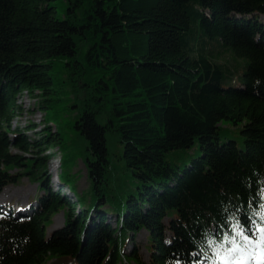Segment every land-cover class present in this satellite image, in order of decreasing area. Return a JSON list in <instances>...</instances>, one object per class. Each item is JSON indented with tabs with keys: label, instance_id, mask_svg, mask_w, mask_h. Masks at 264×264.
Here are the masks:
<instances>
[{
	"label": "trees",
	"instance_id": "16d2710c",
	"mask_svg": "<svg viewBox=\"0 0 264 264\" xmlns=\"http://www.w3.org/2000/svg\"><path fill=\"white\" fill-rule=\"evenodd\" d=\"M263 15L264 0H0V193L39 191L32 214L0 213V264H222L239 229H264ZM24 94L39 131L13 127ZM64 148L86 195L72 173L52 188ZM141 230L147 262L126 251Z\"/></svg>",
	"mask_w": 264,
	"mask_h": 264
},
{
	"label": "rangeland",
	"instance_id": "374dc122",
	"mask_svg": "<svg viewBox=\"0 0 264 264\" xmlns=\"http://www.w3.org/2000/svg\"><path fill=\"white\" fill-rule=\"evenodd\" d=\"M262 22L264 24V15L261 16ZM69 99V96L67 97ZM66 98V100H68ZM71 99H69V103L71 102H75L73 99V96L70 97ZM70 103V104H71ZM18 104L22 107L23 109V118L18 120V119H14L13 121V127H25L26 125L30 124V121L32 123H35L38 125L37 131L43 129L46 125L44 124V119L46 118V115L43 114L40 110L37 109V103L32 101L31 98L29 97V95L24 94L22 97L18 98ZM31 110L32 113H31ZM74 114V113H72ZM69 114L64 113V117L67 116ZM51 127L53 129V131L57 130V126L50 122ZM224 128L226 130H228L229 132H233V134H237V131L235 128L229 126V125H225ZM28 136L33 137V133L29 132L27 133ZM60 149H56L55 151H59ZM14 152L19 153V151L17 149H13ZM60 152V151H59ZM62 156L64 157V164L60 170L57 169V164L59 163V161H55L53 160L51 162V164L48 167V171L49 172H53L52 174V188L54 190H57L59 187H57L56 185L60 183H58V180L55 176V174H59V173H63L65 176L68 175L69 173L74 174V177H71L72 183L76 184L77 187V193L79 195H86V193L89 190L90 187V181H89V176H88V171L87 168L85 167L84 161L82 158L74 159V160H70L69 158V151L67 149H62ZM56 174V175H57ZM54 177V178H53ZM54 179V180H53ZM22 185L21 186H15V185H9L6 186L3 194L0 195V206L6 205L5 203L8 204V207H15L16 204H18L19 206L23 207V206H31L34 205L35 207V203L33 204H29V201H33L35 199L39 198V191H38V185L36 183H32L30 182L27 178H23L22 179ZM70 194V199L72 201H76L77 199V195H71L72 193H67ZM74 197V198H73ZM103 209H108L103 208ZM102 209V212H104V210ZM13 212H16V209H14ZM67 215L65 213V211H61L58 214H56L53 218H52V224L51 226L48 228L49 232H52L56 229H59L61 227L64 226L65 223V219H66ZM107 220L108 222H110V224H112L113 226H115V216L113 213H108L107 216ZM135 244V249L136 251L139 252L140 257L143 261L147 262L150 259V253L148 252V249L146 248L147 245V232L145 230H141L138 235L136 236V239L134 240V242L129 241L128 245L126 247V251H130L131 249H133V245ZM247 253L244 255V259L246 260Z\"/></svg>",
	"mask_w": 264,
	"mask_h": 264
}]
</instances>
